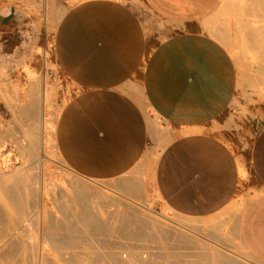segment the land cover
Segmentation results:
<instances>
[{
	"label": "rangeland",
	"instance_id": "obj_1",
	"mask_svg": "<svg viewBox=\"0 0 264 264\" xmlns=\"http://www.w3.org/2000/svg\"><path fill=\"white\" fill-rule=\"evenodd\" d=\"M49 1L0 0V180L4 179L0 208L9 214L0 209V264H112L110 252H117L123 242L125 248L152 256L151 264H219L225 257L240 264H263L243 247L231 221L251 198L250 153L258 126L264 124V0H226L205 23L206 31L227 47L238 69L235 103L213 122L211 130L240 159L241 172L237 197L207 218L179 215L158 195L154 168L172 129L141 100L149 134L129 171L100 180L79 174L67 164L57 147L56 125L77 90L67 81L58 86L51 83L49 71L57 66L47 46ZM80 1L55 0V5L63 8ZM7 14L10 18L3 22ZM37 107L40 141L28 116L29 109ZM12 183L22 202L15 213L3 192ZM97 217L103 227L99 222L88 226ZM194 221L198 228L189 226ZM59 237L68 246L60 244ZM55 238L64 247L60 249ZM205 252L213 253L214 259Z\"/></svg>",
	"mask_w": 264,
	"mask_h": 264
},
{
	"label": "crops",
	"instance_id": "obj_2",
	"mask_svg": "<svg viewBox=\"0 0 264 264\" xmlns=\"http://www.w3.org/2000/svg\"><path fill=\"white\" fill-rule=\"evenodd\" d=\"M49 2L51 83L77 90L56 125L71 169L100 180L129 171L149 134L143 101L172 129L154 168L167 207L193 218L228 207L240 190V159L211 126L235 103L239 75L227 47L205 29L226 0ZM250 158L251 198L231 228L264 264L263 123Z\"/></svg>",
	"mask_w": 264,
	"mask_h": 264
},
{
	"label": "bare ground",
	"instance_id": "obj_3",
	"mask_svg": "<svg viewBox=\"0 0 264 264\" xmlns=\"http://www.w3.org/2000/svg\"><path fill=\"white\" fill-rule=\"evenodd\" d=\"M1 92H2V90H1V86H0V94H1ZM3 94H4V92H3ZM2 94V95H3ZM44 102V101H43ZM34 107V106H33ZM34 108H36V107H34ZM29 109V113H28V116H29V118L31 119V121H32V123L34 124V127H35V129H34V132L35 131H37L36 130V128L37 129H39V123H38V107H37V109ZM31 127H33L32 125H31ZM40 127H42L41 129H42V134L44 135L45 134V131H46V127H47V125H46V120H45V118H43V120H42V123H41V126ZM29 129H31V128H29ZM32 130V129H31ZM31 130H29V132L31 131ZM28 132V131H27ZM28 132V133H29ZM32 133H33V130L31 131ZM30 132V133H31ZM37 132H39V131H37ZM30 136H31V134H29ZM36 135H37V133H36ZM35 135V139H38V141H40V132L38 133V138H37V136ZM30 138V137H29ZM32 142H33V140H32ZM33 144V143H32ZM40 144V143H39ZM35 145H37V144H35ZM33 146V148H34V144L32 145ZM33 152L34 151H36L35 149H33L32 150ZM35 153V152H34ZM36 154V153H35ZM243 172H244V170H243ZM4 176H5V174H4ZM2 177V176H1ZM0 177V178H1ZM3 178V177H2ZM2 180H4V179H2ZM2 180H0V183L2 182ZM15 183V182H14ZM14 183H12L11 185H8V186H6V189H4V187L5 186H2L3 187V189L5 190H3V192H5V197L7 198H5L7 201H8V203L10 204V206L8 205V204H6V201H4V203L6 204V205H8V207L10 208H12V209H14V210H12V212L14 211V213H15V209L16 210H21V208H22V202H21V199H20V196H19V193H18V191H17V185H15ZM18 183V182H17ZM1 186V185H0ZM81 186V185H80ZM1 187V188H2ZM80 188V187H79ZM85 188V187H84ZM1 191H2V189H1ZM4 194V193H3ZM92 194V193H91ZM85 195V194H84ZM3 196V195H2ZM0 197H1V194H0ZM77 197V196H76ZM81 197V196H80ZM83 197V196H82ZM86 197V196H85ZM2 198V197H1ZM78 198V197H77ZM84 200V199H83ZM86 201V200H85ZM1 206H2V204H0ZM87 205H85V208H87L86 207ZM84 207V206H83ZM2 208V207H1ZM0 208V209H1ZM6 208H7V206H6ZM89 208V207H88ZM85 210V209H84ZM1 211H5V208H4V210L3 209H1ZM86 211V210H85ZM89 211H90V209H89ZM7 212V210L5 211V213ZM11 212V211H10ZM71 212V211H70ZM91 212H93V211H91ZM4 213V212H3ZM68 213V212H67ZM90 213V212H89ZM0 214L2 215V212H0ZM91 214H93V213H91ZM90 214V215H91ZM5 215H8L9 216V214H8V212L5 214ZM11 215H12V213H11ZM69 215V214H68ZM95 215H97L96 213H95ZM146 215V214H145ZM98 216V215H97ZM2 217V216H1ZM12 217V216H11ZM92 218H94L95 217V219H96V216H94V214L91 216ZM13 218H15V214H14V217ZM68 219H69V217H67ZM14 221H15V219H13ZM66 220V219H65ZM97 220L98 221H96V220H89L88 221V226H93V225H95V223L96 222H99V223H97V225H100V224H102L100 221H99V218L97 217ZM130 220H131V218H130ZM67 221V220H66ZM78 221H79V219H78ZM136 221V220H135ZM132 222V221H131ZM158 222V221H157ZM159 223H161V222H159ZM205 223V222H204ZM86 224V223H85ZM84 224V225H85ZM105 224V223H104ZM127 224V223H126ZM133 224V223H132ZM145 224V223H144ZM97 225H96V227H97ZM134 225V224H133ZM137 225V224H136ZM197 225H199V223L198 222H190L189 223V226H191V227H195L196 228V226ZM86 226V225H85ZM100 226H102V225H100ZM187 226V225H186ZM103 227V226H102ZM106 227V226H105ZM146 227V226H145ZM183 227V226H182ZM185 227V226H184ZM12 228V227H11ZM89 228V227H88ZM99 228V227H98ZM98 228H97V230H98ZM140 228H141V225H140ZM147 228V227H146ZM188 228V227H187ZM197 228H198V226H197ZM13 229V228H12ZM90 229H92L91 227H90ZM94 230H95V227H94ZM93 230V231H94ZM123 230H125V229H123ZM14 231V230H13ZM91 231V230H90ZM92 231V232H93ZM100 231V230H99ZM102 231V230H101ZM100 231V232H101ZM104 231V230H103ZM171 231V230H170ZM7 232H9V230L7 231ZM6 232V233H7ZM96 232V231H95ZM109 232V231H108ZM108 232H107V234H108ZM160 232V231H159ZM166 233H168L167 231H165ZM175 232V231H174ZM183 232V231H182ZM187 232V231H186ZM12 233V232H11ZM10 233V234H11ZM15 233V232H14ZM103 233V232H102ZM122 233V232H121ZM125 233V232H124ZM184 233V232H183ZM9 234V236H11ZM104 234V233H103ZM123 234V233H122ZM184 234H186V233H184ZM183 234V235H184ZM14 235V234H13ZM105 235V234H104ZM131 235H135V234H133V233H131ZM168 234H166V236H167ZM174 235V234H173ZM182 234H181V236H183ZM4 236V235H3ZM8 236V237H9ZM108 236V235H107ZM122 236V235H121ZM180 236V237H181ZM189 235H184V237H188ZM124 237V236H123ZM126 237V236H125ZM133 237V236H132ZM168 237V236H167ZM3 238H5V237H3ZM56 238H57V236H56ZM56 238H55V241H57L56 240ZM164 238V237H163ZM183 237H181V239H182ZM59 239H60V237H59ZM62 239L64 240V238H61L60 240L62 241ZM187 239H189V237L187 238ZM4 241V240H3ZM65 241H67V240H64V243H65ZM182 241V240H181ZM60 242V241H59ZM184 242L185 243H188L189 241L188 240H186V239H184ZM57 243H58V241H57ZM63 243V241L60 243V244H62ZM64 243H63V245H64ZM121 243V242H120ZM125 242H123V244H124ZM190 243V242H189ZM59 243H58V247L61 249L62 247H64L65 245H67V244H65L64 246L63 245H60ZM122 244V243H121ZM122 244V247H119L118 246V250H117V252H110V259L109 258H107V259H109L111 262H112V264H151V257H145L144 256V253L145 252H136V251H133L132 250V248L130 247H128V248H125V246ZM10 245V244H9ZM55 246V245H54ZM68 246V245H67ZM124 246V247H123ZM53 247V246H52ZM207 247V246H206ZM56 248V247H55ZM15 249V248H14ZM58 249V248H57ZM134 249H136V247L134 248ZM204 249V248H203ZM139 250V249H138ZM200 250V249H199ZM204 251V250H203ZM206 251V250H205ZM220 251V250H219ZM58 252V251H57ZM202 252V251H201ZM218 252V251H217ZM220 252H223V251H220ZM219 252V253H220ZM206 254H208L207 252H205ZM105 254V253H104ZM202 254V253H201ZM204 254V253H203ZM205 254V255H206ZM210 254V253H209ZM209 254L207 255V256H209ZM212 254L213 253H211L210 255V257H212L213 259H214V257L212 256ZM217 254V253H216ZM225 254V253H224ZM214 255V254H213ZM221 255V254H220ZM203 256V255H202ZM224 257L226 256V255H223ZM223 256L221 257V258H223ZM230 256V255H229ZM229 256H227L228 258H229ZM236 256V255H235ZM204 257H206V256H204ZM209 257V258H210ZM217 257V256H216ZM220 257V256H219ZM221 258L219 259L220 261H221ZM244 258V257H243ZM218 259V258H217ZM153 260V259H152ZM240 260V259H239ZM71 261V260H70ZM155 261V260H154ZM217 260H215V262H216ZM71 262H74V260L73 261H71ZM158 263V262H157ZM219 264L221 263V264H240L239 262H237V261H235V260H233V259H227L226 257L224 258V259H222V261L221 262H218ZM5 264V263H4Z\"/></svg>",
	"mask_w": 264,
	"mask_h": 264
}]
</instances>
